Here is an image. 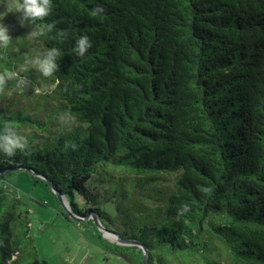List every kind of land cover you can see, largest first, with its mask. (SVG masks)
<instances>
[{"label": "trees", "instance_id": "trees-1", "mask_svg": "<svg viewBox=\"0 0 264 264\" xmlns=\"http://www.w3.org/2000/svg\"><path fill=\"white\" fill-rule=\"evenodd\" d=\"M96 2L54 0L35 22L54 28L34 41L18 13L3 17L14 50L0 70L23 83L0 92V125L13 122L29 145L0 154V180L26 169L52 182L75 213L145 245L148 264H264V0H98L105 12L94 17ZM80 35L92 40L84 58L73 51ZM52 45L62 49L53 77L20 73L26 55ZM66 112L71 127L58 119ZM12 200L0 184V206ZM81 223L110 253L143 263L142 247ZM0 225V264H15L22 251Z\"/></svg>", "mask_w": 264, "mask_h": 264}, {"label": "rangeland", "instance_id": "rangeland-1", "mask_svg": "<svg viewBox=\"0 0 264 264\" xmlns=\"http://www.w3.org/2000/svg\"><path fill=\"white\" fill-rule=\"evenodd\" d=\"M31 174L18 169L0 180L14 199L0 206V222L9 224L22 251L15 264H29L36 255L53 264H67L65 257L72 258L71 264H130L101 245L94 226L66 218L61 212L65 211L64 204L51 193L52 188L44 181H34ZM77 200L83 205L80 197ZM20 212L23 217L12 216ZM7 229L0 225V243L7 236L1 231ZM107 233L102 235L109 241H117Z\"/></svg>", "mask_w": 264, "mask_h": 264}, {"label": "clouds", "instance_id": "clouds-1", "mask_svg": "<svg viewBox=\"0 0 264 264\" xmlns=\"http://www.w3.org/2000/svg\"><path fill=\"white\" fill-rule=\"evenodd\" d=\"M6 6L5 11H0V59H7V53L14 50V37L11 35L9 24L4 22L3 17L9 11L18 13L17 20L21 26L31 25V30L26 33L29 40H36L40 37L46 36L52 31L54 25L52 23L36 24V21H43L52 14L54 0H3ZM105 12L103 3L97 2L90 11L92 16H100ZM63 32L56 34L57 39L64 38ZM92 47V40L88 35H80L76 38L73 51L77 57L84 58L86 53ZM62 57V49L52 45L44 49L34 50L31 55L24 57L23 66L20 68V73L28 70L30 67L42 77H53L58 71L60 65L59 61ZM19 73L9 68L0 70V92H3L9 81L16 80L17 83L22 84L23 81L18 79ZM79 87V85H76ZM59 121L62 126L71 127L74 117L71 113H63L59 116ZM28 139L21 134L13 122H4L0 125V154L6 157H14L17 152H23L28 148ZM75 150L77 144L66 143L65 148ZM204 193H211L210 187H203ZM190 205L185 203L177 209V217H183L190 212ZM67 264H71L72 258L65 257Z\"/></svg>", "mask_w": 264, "mask_h": 264}, {"label": "water", "instance_id": "water-1", "mask_svg": "<svg viewBox=\"0 0 264 264\" xmlns=\"http://www.w3.org/2000/svg\"><path fill=\"white\" fill-rule=\"evenodd\" d=\"M48 181V180H47ZM50 186L52 187V190L55 192V194L58 196V198L62 201V203L64 204V207H65V212L66 214H68L73 220L75 221H78V222H85V221H88L90 220L91 218L94 220L96 226L101 230V233L102 234H105L106 235V232L108 233H112L113 235L116 236L117 238V241H114V242H117L118 244H126V245H138L140 247H142L143 251H144V258H143V263L142 264H148L149 263V254H148V250L147 248L145 247V245L139 243L138 241H135V240H130V239H126V238H123V237H117V235L115 234L116 231H112L110 229H108L104 224L103 222L101 221V219L96 215V214H87L85 216H82V215H79L77 213H75L70 205L68 206L65 202H64V199L61 192H59L58 190L55 189L54 185L52 182L48 181Z\"/></svg>", "mask_w": 264, "mask_h": 264}, {"label": "bare ground", "instance_id": "bare-ground-1", "mask_svg": "<svg viewBox=\"0 0 264 264\" xmlns=\"http://www.w3.org/2000/svg\"><path fill=\"white\" fill-rule=\"evenodd\" d=\"M115 234L117 235V237H119V235L115 232ZM107 235L110 237V238H116L115 235L111 234V233H107Z\"/></svg>", "mask_w": 264, "mask_h": 264}]
</instances>
